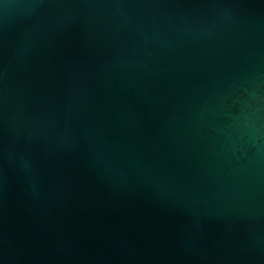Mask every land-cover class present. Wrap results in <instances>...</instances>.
<instances>
[{
	"label": "water",
	"instance_id": "1",
	"mask_svg": "<svg viewBox=\"0 0 264 264\" xmlns=\"http://www.w3.org/2000/svg\"><path fill=\"white\" fill-rule=\"evenodd\" d=\"M0 264H264V0H0Z\"/></svg>",
	"mask_w": 264,
	"mask_h": 264
}]
</instances>
